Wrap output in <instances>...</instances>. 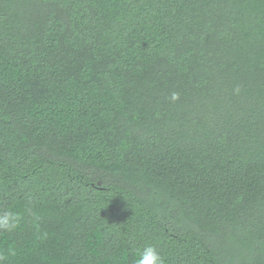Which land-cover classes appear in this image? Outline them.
Masks as SVG:
<instances>
[{"label": "trees", "instance_id": "1", "mask_svg": "<svg viewBox=\"0 0 264 264\" xmlns=\"http://www.w3.org/2000/svg\"><path fill=\"white\" fill-rule=\"evenodd\" d=\"M4 208V264H264V0H0Z\"/></svg>", "mask_w": 264, "mask_h": 264}, {"label": "clouds", "instance_id": "2", "mask_svg": "<svg viewBox=\"0 0 264 264\" xmlns=\"http://www.w3.org/2000/svg\"><path fill=\"white\" fill-rule=\"evenodd\" d=\"M238 92L239 89L237 88ZM178 98L177 93H172L171 99L176 100ZM21 214L11 209H0V233H11L17 229L21 222ZM15 250L9 247L6 251L0 249V264H4V261L8 256H14ZM134 264H165V259L161 255L156 246L152 244H146L138 250Z\"/></svg>", "mask_w": 264, "mask_h": 264}]
</instances>
